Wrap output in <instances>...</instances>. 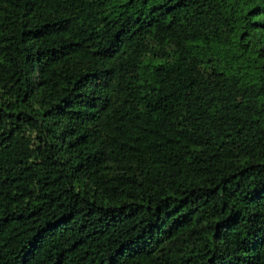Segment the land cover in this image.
<instances>
[{"label": "trees", "instance_id": "trees-1", "mask_svg": "<svg viewBox=\"0 0 264 264\" xmlns=\"http://www.w3.org/2000/svg\"><path fill=\"white\" fill-rule=\"evenodd\" d=\"M0 264H264V0H0Z\"/></svg>", "mask_w": 264, "mask_h": 264}]
</instances>
